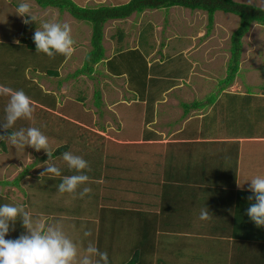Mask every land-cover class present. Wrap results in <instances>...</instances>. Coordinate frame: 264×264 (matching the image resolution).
<instances>
[{
  "label": "rangeland",
  "instance_id": "1",
  "mask_svg": "<svg viewBox=\"0 0 264 264\" xmlns=\"http://www.w3.org/2000/svg\"><path fill=\"white\" fill-rule=\"evenodd\" d=\"M73 1L81 6L93 7L123 4L129 0ZM237 1L264 7V0ZM35 2L0 0V109L17 111L21 109L20 104L24 107L26 103L37 109L43 107L42 103L22 95L18 89L25 88L26 92L37 97L43 95L38 90L41 88L39 82L47 91H55L60 96L58 99L55 94L57 108L48 115L40 110H35L31 116L21 115L25 120L22 119L23 125L20 126L27 123L34 131L22 132L14 137H0V200L9 208L4 212V224L9 226L6 217L13 208L28 219L25 241L20 249L8 251L16 237L15 231L8 230L0 237V264H96L89 230L97 224L98 206L104 203L103 197L110 196L105 203L115 205L117 200H112V196L116 192L118 196L123 195V200H128L126 204H130L131 199L138 197L135 185L152 175L147 173V168L164 174L166 142L171 141L172 132L165 128L167 123L161 121V111L165 109L169 112L164 116L173 122L183 116L181 101L204 100L209 91L210 95H217L219 79L227 74L229 39L238 25V17L217 11L210 31H207L205 12L177 6L132 13L124 20H109L103 27L105 58L94 65V72L90 75L75 76L74 72L82 67L85 55L90 50V24L74 18L67 11L62 12L58 7L43 8ZM33 23L35 28L29 32L27 25ZM119 32H122L121 39ZM62 33L67 38L70 35L73 45H70V55L59 67L57 78L42 74L39 75V82H35L32 77L40 71L33 70L31 66L22 71L24 63L20 70L29 81L16 68L7 73V66L16 65L10 63V58L6 56L12 50L1 44L22 43V39L31 36L39 38L41 45L58 47L64 43L57 39L62 37ZM242 43L238 78L229 87L232 92L249 85H253V89L259 88L264 74V26L253 23ZM207 53L213 56L212 59L205 57ZM108 58H114L110 62V69L117 76L108 75L110 73L105 62ZM51 60L57 61V58ZM200 74L205 81L197 79ZM174 85L178 86L166 95V103H157L160 115L155 116L151 124H144L145 112L152 113L142 102V93L136 94L135 90L147 86L152 91H160ZM10 86L18 88L14 91ZM45 89L41 88L42 92ZM96 91L101 93L99 108L95 102ZM144 96L149 95L145 92ZM235 108L232 107V110ZM206 110L208 108L203 113ZM186 114L185 118L202 116V112L192 109ZM191 120H185L182 127L195 128L198 123ZM69 121L78 123L84 131L71 127L67 123ZM146 126L154 130L159 138L145 141L143 135ZM82 143H87L89 150H92L90 152H93L89 155L93 158L88 157V161L97 165L96 157L102 159L99 170L101 167L104 177L100 179L99 198L96 201L80 196V202L78 194H57L45 187L53 184L50 178L63 177L61 173L65 166L78 160L84 161L82 156L89 150L84 149ZM62 145H68V148L60 156H55V150ZM249 149V144L243 143L239 156L242 155V159L236 161L238 171L251 165L247 155ZM147 159L150 160L148 164ZM241 174L244 178L237 185L241 188H246L244 184L252 177L257 179L255 174L262 175L260 179H264V171L258 172L252 167ZM114 177L120 178L124 186L114 190ZM15 178H18L17 185L5 183ZM256 185L261 190L263 185ZM6 195L8 200L3 199ZM77 207H80L78 213L73 214ZM86 245L91 249H85ZM181 258L184 260V256Z\"/></svg>",
  "mask_w": 264,
  "mask_h": 264
},
{
  "label": "trees",
  "instance_id": "2",
  "mask_svg": "<svg viewBox=\"0 0 264 264\" xmlns=\"http://www.w3.org/2000/svg\"><path fill=\"white\" fill-rule=\"evenodd\" d=\"M36 1L42 7H58L61 11L69 12L74 18L90 24V50L85 55L82 67L74 72L75 76L80 74L90 75L94 72V65L104 58L103 27L107 21L126 19L132 13L139 14L145 10L170 9L177 6L192 11L205 12L207 31H210L213 27L214 15L217 11L232 13L238 17V25L231 32L229 39L228 51L230 55L227 63V74L219 81L220 85L225 87L232 83L238 73L243 37L248 33L253 23L264 26V7L237 0H129L123 4L112 6L101 4L93 7L78 5L73 0ZM118 36L121 39L122 32H119ZM21 41L22 43L10 42L1 44L8 46L12 50L6 56L10 58V63L16 65L15 67L7 66V73L16 68L24 78L20 70V66L24 63L21 67L24 68L22 71L31 66L33 70H39L46 77L57 78L59 67L68 57L70 51L65 48L41 45L37 39L32 37H26ZM54 58H57V61L51 60ZM3 64L7 65L6 62ZM24 79L27 80L26 78ZM10 87L14 91L18 88L15 86ZM18 89L22 91V95L34 99L44 106L37 109L26 103L24 107L20 104L21 109L19 108L17 111H13L14 109L12 110L11 108L7 110L0 109V137H14L22 132L24 134L34 131L33 127L27 123L24 126H20L21 124L23 125L21 123L22 119L25 120L21 115L31 116V113L35 112V110L43 111L45 115H48V112L57 108V96L53 92H42L41 88H38L39 93L43 95L35 97L30 92H26L25 88L19 87ZM95 96L96 106L98 107L100 106L99 91L95 92ZM2 104L4 105V103ZM181 105L184 113H187L190 108H198L203 104H201V101L195 100L190 103H181ZM239 114L235 116L240 118ZM67 123L71 127L78 128L77 130L82 128L81 131H84V128L78 123L71 121ZM255 125L256 120L253 118H250L245 125L238 123L235 125L233 135L236 137L248 135L250 137L258 131ZM37 128L39 127L37 126ZM87 143H82L81 146L89 150ZM211 145L220 159L233 161L235 164L239 146L238 141H223L220 143L221 148H215V145ZM67 148L68 145L58 147L54 155L60 156ZM176 148L177 144L174 145V143L167 146V150L170 152H174ZM90 151L92 150L90 149L82 156L84 161L79 162L78 160L75 164L65 166L61 173L63 177L61 179L50 178L53 184L51 186L45 185V187L57 194H78L79 201L80 196L96 201V198H99L100 179L104 177L101 173V167L99 170V162L102 159L100 160V158L96 157L98 160L97 165L92 163L93 161H88V157H91L89 155L93 153ZM234 164H229L231 168H228L225 172L228 180L225 182V187L222 188L221 186L224 185L222 182L219 184L221 185L220 188H217V186L213 187L215 178H198L195 181L196 187L193 185L195 182L188 184L186 180H181V185H178L180 188L191 187L196 192L195 190L183 192L184 201L179 200L178 203H173L172 205L163 200L164 191H162V198H160L159 193L157 194V203L144 201L145 194L152 192V188H149V186L145 188L144 179L135 185L138 197L131 199L130 204H126L128 200H123V195L118 196L116 192L112 196V200H117L115 205L105 203V201L110 200V196H104V203L98 206L97 224L94 223L96 226L89 230V237L92 238L93 244V250L91 251L93 256L96 257V264H161V260H156V263L152 262L155 260V258H151L152 253L154 254V251L160 249L157 246L155 247L154 244L156 241L161 244L160 238L164 234L168 236L170 233L181 235L183 227L186 229L184 226L185 220L192 212L195 216L203 219L202 224L199 225L202 233L217 234L212 235H214L213 238L220 240L221 246L219 250H226L230 253L234 248H237L234 250L243 253L247 264H264V189L234 188L237 182L234 169H232V167H236ZM158 175L160 174L158 173ZM165 176L161 188H168V184H173L174 181L180 182V179L173 174L166 173ZM114 181V190L124 186L120 178L114 177ZM135 181H138V179ZM5 183L17 185L19 182L18 178H15L11 182L7 181ZM210 185H212V188ZM227 185H230V188H227ZM171 188L176 187L172 186ZM186 193L188 197H186ZM3 199L8 200L7 195ZM79 208L77 207L76 212L73 214L78 213ZM7 209H9L7 204L0 200V237H3L8 230L16 232V237L8 249L9 252H14L15 249H20L25 241L24 236L28 219L26 216L24 218L20 216L13 208L8 213V217H6L7 222H9V226H7L4 224L6 223L4 212ZM58 209L61 208L58 207ZM222 241L228 245H224ZM228 247L233 249L231 250ZM148 248L152 251L149 254L146 253ZM85 249L91 248L86 245ZM163 252L176 254L174 250H167L165 245H163Z\"/></svg>",
  "mask_w": 264,
  "mask_h": 264
},
{
  "label": "crops",
  "instance_id": "3",
  "mask_svg": "<svg viewBox=\"0 0 264 264\" xmlns=\"http://www.w3.org/2000/svg\"><path fill=\"white\" fill-rule=\"evenodd\" d=\"M36 3L38 2L36 1L35 4ZM62 12H66V11H62ZM27 27L28 29H30L29 32H31V30L35 28V25L33 23L32 25H27ZM63 33H62V37L64 38L62 37L57 38L61 40V43L64 42L63 45L58 47L55 46L53 47L65 48L71 51L72 49L70 45L73 44L71 43L70 35H68L67 38L65 35L63 36ZM36 39L39 41V44H41L40 43L41 40L39 38ZM205 57H207L208 60H210L212 59L213 56L210 53H207ZM111 60H114V58L105 59V62L107 63V70L110 73L108 75L117 76L118 74L112 73L110 69ZM39 75L42 74L39 73L38 75L37 74L33 75L32 80L35 82L38 81V78L41 77ZM235 78H238V76L236 75ZM197 79L202 80V82L205 81V77H202V75L199 76ZM220 80L221 79H219V81ZM56 81L58 80L56 79ZM260 81L261 83L259 84V88L253 89L252 87L253 85H249L244 87V89L242 90L239 89L240 91L238 92H232L229 90V87L232 86L231 85L232 83L225 87H222L220 83H218L219 88L217 89L218 91L217 95L214 94L210 95L211 92L209 91L206 94V99L204 100H201L203 98L198 99L199 101H201V104L203 105L199 106L198 108H190L189 111L187 112L189 113L191 109L194 112L197 110L200 111V113L202 112V116H198V118L197 116L194 118H191L190 116L185 118L187 114L184 113V109L182 107L183 116L177 118L176 121L169 122L170 121L168 120L169 118L164 116V114L169 112L164 111L165 109L161 111L162 112L161 121L166 122L167 124L165 126L167 127L165 128H169V131L172 132L171 141H168L166 142L167 144L166 143L165 144L169 146V144L174 143V145L177 144V148L174 152H170L169 150H167L166 153L164 152L165 154L163 153L165 156V158H163V160H165V167L163 166V168L165 169L163 170L164 174L161 175L160 171H150V169L147 168V173H152V175L146 176L144 185L145 188H148V186L149 188H152V192L151 193L147 192V194H145L144 201L146 200L147 202L149 201L153 202L155 200V202L157 203V199H156L158 198L157 194L159 193L160 198H162L163 197L162 191L165 192V196L163 197V200L171 205L173 203H178L179 200L184 201L182 197V193L185 191H193L195 189L191 187L180 188L178 185H181V180L183 181L186 180L188 184H191L190 182L193 183L198 178H204V179L206 177L215 178L214 179L215 183L213 184V187L217 186V188L218 187L220 188L221 185L219 184L221 182L224 184L223 186H221V188L225 187V182L226 180H228L225 176V172L228 170V168H231L229 167L230 166L229 164L231 163V165H233L234 163L233 161L220 159V157L216 155L215 149L212 147L211 144L215 145L216 146L215 148H221L220 143L223 141H231V142L238 141L239 146L237 150V158H236L237 162L240 161V159H242V155L241 157L239 156L240 153H242L241 150L243 148V143L249 144L250 149L249 152H247V155L250 157L251 160L250 166L255 170H257L258 172L264 171V146H263L264 131H262L264 130V116L262 115V111L264 110V86H261V84H264V74H263V79L261 78ZM39 85L41 86L42 89H45L40 82ZM177 86L178 85H174L167 89H162L160 91H152L151 88L147 86L143 87V89L141 90L140 87H138L137 89L139 91L135 90L136 94H139V92L142 93L140 95L143 96L142 102H144V104L148 106L150 112L152 113L151 115L145 112V117H143L144 124L146 125L151 124L153 122V118L157 115H160V113L157 111L158 108H156V106L158 105L157 103H163V104L166 103L168 99L166 95L170 94L173 91V89H175ZM248 90H253L254 92H249ZM45 92H51V90L48 91L46 90ZM52 92L55 93V91ZM145 92H147V94L149 95L148 97L144 96ZM56 95L58 96L59 99L60 95L58 94ZM213 96H216V98H214ZM225 97L227 99L224 101ZM210 99H212V101H210ZM181 103H190V102L181 101L180 105ZM235 106L238 107L239 109L236 110ZM232 107H234L235 110H232ZM205 108L206 109L208 108V111L206 110V112L203 113L205 111ZM224 108H226V110ZM237 112H239L240 114ZM237 114L240 115V118L235 116ZM164 118L166 120L163 121ZM250 118L256 120L255 126L257 127L258 131H256V133L250 137H248V135L239 136V137L234 136L233 130L235 128V125H237L238 123H242L243 125H245L246 123L249 122ZM191 119H193V121H197L198 123L195 124L197 125L195 128H193L194 126L192 128H189L188 126L187 128L186 126L182 127L183 124H185V120L187 122H190L192 121ZM146 128L144 131L145 135H143L145 141H151L153 139L159 138L157 137V134L154 130L148 129L147 126ZM187 129L188 132H186ZM148 130L151 131L148 132ZM249 157H247V159ZM135 161L138 160L136 159ZM149 161L150 160L147 159L146 164H148ZM225 161L228 163H226ZM237 162H235L234 164L236 165V167L234 168L232 167V169H234L235 177L237 180L234 188H241L237 186L238 183L242 181L244 178L241 172L242 171L247 172V169L249 171L251 167L250 166H248L250 168L242 167L241 171H238L239 167L237 168ZM158 173L160 175H158ZM166 173L175 175L176 178L180 179V182L174 181L173 184L176 183L175 185L168 184L167 186L168 188H161ZM255 175H257V179L252 177V179H250L248 182L244 184L245 187L258 190V186L256 184L259 183V185L261 186L263 185L261 189H264V179H260L262 175H258V174ZM193 185L196 187V182ZM172 186L176 188H171ZM210 186L212 188V185ZM227 188H230V185ZM185 195L186 197H188L187 193ZM150 199H152L153 201ZM183 220L181 221L183 222ZM202 221L203 219H201L199 216H195L192 212L190 216H188L187 220H185L184 226L186 227V229H184L183 227V229L181 230L182 232L181 235H177L176 233L173 234L170 233L169 236L166 234L162 235V237L160 238L161 244H159L157 241L154 244L155 247L157 246V248L160 249L154 251L155 252L154 254L152 253L151 258H155V260L152 262L156 263V260L158 261L161 260L160 262L161 264H247L246 259H244L243 253L238 250H234L237 248L233 249L232 247H228L231 250L233 249L230 253H228L224 248L222 249H224L226 252L219 250L221 246L219 243L220 240L218 238H213V236L217 234L205 233V232L202 233L201 229H199V225L202 224ZM222 243L224 245H228L225 244L223 241ZM163 245L167 247V250H174L176 254L174 255L173 253L168 254L166 252H163ZM147 251L148 252L146 253L148 254L152 252L149 248ZM183 256H184V260L183 258H181ZM186 257L189 259H185Z\"/></svg>",
  "mask_w": 264,
  "mask_h": 264
},
{
  "label": "clouds",
  "instance_id": "4",
  "mask_svg": "<svg viewBox=\"0 0 264 264\" xmlns=\"http://www.w3.org/2000/svg\"><path fill=\"white\" fill-rule=\"evenodd\" d=\"M242 53V52H241ZM230 55V54H229Z\"/></svg>",
  "mask_w": 264,
  "mask_h": 264
}]
</instances>
